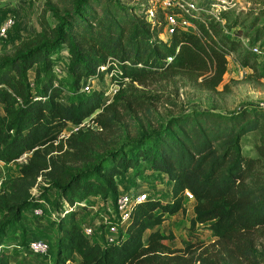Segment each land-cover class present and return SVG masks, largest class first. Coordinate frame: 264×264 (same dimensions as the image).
<instances>
[{"label":"trees","instance_id":"1","mask_svg":"<svg viewBox=\"0 0 264 264\" xmlns=\"http://www.w3.org/2000/svg\"><path fill=\"white\" fill-rule=\"evenodd\" d=\"M218 1L194 0L198 8ZM45 6L55 23L50 27L41 12L36 35L0 57V161L10 163L29 153L0 191V244L20 228L22 212L37 205L39 197H33L31 189L41 182L56 191L50 264H68L74 254L76 264H216L199 253L193 255L200 244L169 247L164 240L172 239V233L158 229L168 215L184 210L186 190L192 195L189 227L204 224L222 248V260L259 262L252 233L264 225V180L254 175L253 167L264 160V135L256 145V157L243 154L240 143L246 133L264 126V109L257 104L253 110L248 106L226 114L193 108L154 127L144 118L136 137L118 148L106 146L103 152L95 149L91 138L96 132L89 129L57 138L67 123L77 125L92 115L99 134L115 132L122 113L130 115L134 108L143 118V110L155 101L131 90L126 94L120 87L124 80L143 82L156 74L185 70L205 73L202 81L215 88L225 72L226 53H233L237 42L202 10L182 14L194 29L177 26L162 37L163 13H176L175 7L157 10L149 20L145 3L76 0L62 14L48 0ZM256 38L250 46L257 44L264 51ZM60 47L67 52L68 87L77 92L65 98L54 71ZM238 58L242 66H252L258 56L247 49ZM30 70L35 83L27 78ZM104 76L118 89L103 105L99 88L82 87ZM57 147L69 150L67 156H58ZM145 170L163 176L168 199L147 196L132 204L114 243L90 241L77 220L78 207L87 206L85 201L93 197H114L115 203L119 182L131 181L134 186ZM21 241L27 247L25 233ZM0 264H8L2 250Z\"/></svg>","mask_w":264,"mask_h":264},{"label":"rangeland","instance_id":"2","mask_svg":"<svg viewBox=\"0 0 264 264\" xmlns=\"http://www.w3.org/2000/svg\"><path fill=\"white\" fill-rule=\"evenodd\" d=\"M46 0H0V21L7 15H14V25L8 30L6 39L0 42V57L10 55L13 49L22 41L30 40L39 31L38 17L43 12V15L51 27L55 20L51 13L45 6ZM59 14L71 10L76 0H48ZM125 5H139L146 2V0H118ZM217 1V0H216ZM219 2V1H218ZM215 9V16H211L217 20L220 29L234 39L238 48L233 52L226 53V67L220 82L215 88L209 89L202 81L205 73L197 75L198 73L186 72L185 70H175L167 74H156L151 79L143 82L124 80L120 87L122 91H128L131 94L139 95L147 99L152 97L155 102L150 103L149 110H143V118L141 112L134 108L129 115L122 113L121 119L113 133L98 132V127L92 122L93 115L85 119L82 130H90L96 132L91 140L98 152H103L104 148L113 147L118 148L122 146L129 138L136 137L137 127L142 123L144 118L150 121L149 127H154L158 123L176 115L178 112H186L193 108L207 109L216 113L226 114L250 106L252 109L259 103H264V57H258L252 66H242L239 54L246 51L250 46V42L256 37L259 44L264 47V0H224L222 6ZM223 10L219 18V12ZM258 32L256 33V31ZM160 36L167 37L165 33ZM56 54H53L55 56ZM57 67L61 68L62 73L59 74L58 80L62 82L64 98L73 93H77L72 88L68 87V74L66 72L67 52L64 47L58 50L57 58L55 59ZM27 78L30 83H35L33 79V71H28ZM208 82V81H207ZM205 81V83H207ZM95 83V82H94ZM107 80L101 83H95L93 87L104 88ZM119 87V89H120ZM135 88V89H134ZM84 91V90H83ZM159 95V96H158ZM253 110V109H252ZM262 123L263 120L261 119ZM65 129H71V125L66 124ZM100 135L101 139L97 136ZM264 135V126L259 130L250 131L246 133L240 140L242 153L250 157H256V145ZM59 153L58 156L66 155L67 150L56 148ZM67 156V155H66ZM70 165L78 167L80 162H70ZM90 165V162H86ZM17 162L13 161L6 165H2L1 169L6 177H12L16 173ZM254 175L264 180V160L256 162L253 167ZM40 181V180H39ZM120 189H126L129 192L136 190H145L149 195H157L161 200L167 196L168 183L164 182L163 176L151 170H145L137 177L136 184L133 186L130 181L119 182ZM46 185L38 183L37 186L31 190L33 197H42L48 206L42 207V215L33 217L31 208H26L22 212L20 220L21 226L16 231L8 236L7 241L21 245L23 233H34L35 238L43 239L47 244L46 253L25 254V258H30V261L24 260L26 264H42L46 263L48 259L51 263L52 249L50 243L56 234V227L53 221V205L56 199V191L53 188L44 189ZM87 206L78 207L77 220L84 227L92 225L95 229L93 235H88L90 241H98V228L104 224V221L111 219L114 214V197H109L106 200H101L100 197L89 198L85 201ZM184 210L176 213L174 216L167 218L160 228L164 229L166 233L170 232L173 235L172 239L164 241L169 247H184L190 243L200 244L193 255L199 253L202 259H207L211 263L216 264H232L222 260L223 250L219 244L215 242V237L206 228L204 224H195L193 228L189 227V221L192 217L191 206L192 202L182 201ZM109 210V212H107ZM39 227H41L39 229ZM146 233V232H145ZM165 233V234H166ZM252 242L257 255H259V262H246L241 264H264V225L256 228L253 231ZM145 236V234H144ZM33 238V239H35ZM32 240V239H30ZM29 240V241H30ZM99 242V241H98ZM100 243V242H99ZM175 243L177 246H173ZM101 244V243H100ZM20 247V246H19ZM4 252L8 253L12 249H17L18 252L26 250V247L15 248L9 244L2 248ZM40 256H42L40 258ZM186 257V255H184ZM189 257V255H187ZM71 262V261H70ZM68 262V264L70 263ZM195 262H193L194 264ZM198 264V263H197Z\"/></svg>","mask_w":264,"mask_h":264},{"label":"built area","instance_id":"3","mask_svg":"<svg viewBox=\"0 0 264 264\" xmlns=\"http://www.w3.org/2000/svg\"><path fill=\"white\" fill-rule=\"evenodd\" d=\"M223 3L224 0H219V3H215V4L212 3L208 7L205 6L198 8L194 0H146L145 4L147 7L145 11L147 13V18L150 20L153 18L154 12L157 10L164 11L172 7H175L177 9L176 13H169V12L163 13L162 21L164 23V27L162 33H165L166 36H169L177 26L183 29H188V28L194 29L193 25L182 17L183 13H188L193 10H197V11L202 10L216 17L215 9L220 8L219 6H222ZM14 20H15L14 15L11 14L5 16V18L0 21V42L6 39L8 30L14 25ZM248 49L258 57H264V51L259 47V45L255 44L249 46ZM170 58L171 57H167L166 59L170 60ZM54 71L57 74L62 73L61 68L57 67V65L54 67ZM104 80H107V84L105 85V87L103 89L97 87L102 92L103 105L109 103L112 100L113 95L116 93L118 89V84L116 82L110 81L109 77L104 76L100 82H95L94 80L90 79L86 81L82 87L84 91H87L90 88H94L93 86L95 83H101ZM257 105L262 109H264L263 102H259L257 103ZM67 124L71 125V129L66 130L65 128H63L59 132L57 138H61V139L66 138L71 132L75 131L78 128H81L84 125V122H81L77 125L71 123H67ZM53 143H56V140ZM28 154L29 153H22L14 161L17 162V164L24 162ZM6 164L8 163H4L0 161V191L2 190L7 179L5 173L1 169V166ZM36 180L39 181L40 178L37 177ZM34 188L35 187H33L32 189ZM184 195L185 196L183 200L192 202V195L188 191L185 190ZM147 196L155 197L157 195H149V193L143 189L141 190L134 189L132 192H129L128 190L119 192L115 198L114 214L111 216V219H109L108 221L105 220L103 226L102 227L100 226L97 230L99 235L98 241L101 244L98 241L97 242L100 245H109L114 243L117 236L119 235L118 233L120 232V230L123 229L124 224L128 218L129 207L134 203L144 200ZM45 202L46 201L42 197H39L37 205L32 207L30 210L32 216L37 217L42 215L43 212L42 207L48 206V204H46ZM107 212H109V210H107ZM82 232L86 236L93 235L95 233V229L93 228L92 225H86L82 227ZM9 244L13 245L15 248L22 247L20 245V242L18 245L15 243L4 241L2 244H0V250L3 251L2 248L7 247ZM26 249L34 254H44L47 251V244L43 239L35 238L28 241ZM194 264H197V262H195Z\"/></svg>","mask_w":264,"mask_h":264},{"label":"crops","instance_id":"4","mask_svg":"<svg viewBox=\"0 0 264 264\" xmlns=\"http://www.w3.org/2000/svg\"><path fill=\"white\" fill-rule=\"evenodd\" d=\"M157 173V172H156ZM159 174V173H158ZM94 198V197H93ZM168 199V196H166L165 198H164V200H167ZM190 206H191V208H192V203L190 204ZM176 213H179V212H176ZM176 213H174V214H172V215H168L167 217H166V219L165 220H163V222L158 226V229H159V231L162 233V234H165L166 232H165V230L164 229H162V228H160V226L165 222V221H167V218H169V217H172V216H174ZM41 227H39V229H40ZM36 236L34 235V233H26L25 232V240H26V243H27V241H29L30 239H33V238H35ZM13 240V239H12ZM11 240V241H12ZM11 241H9V242H11ZM14 241V240H13ZM164 241H166V240H164ZM169 246V245H168ZM173 246H177L175 243H173ZM30 252L26 249H24L23 251H21V252H18L17 251V249H12V251H9L7 254H8V264H26L25 262H24V260H27V261H30V258H25V254H29ZM40 255H42V254H40ZM43 256V255H42ZM42 256H40V258L42 257ZM77 260H78V257H77V255L76 254H74L73 255V257H72V261L69 263V264H76L77 263ZM30 262H33V260H31ZM46 262H47V264L49 263V261H48V259L46 260ZM42 264H46V263H42Z\"/></svg>","mask_w":264,"mask_h":264},{"label":"clouds","instance_id":"5","mask_svg":"<svg viewBox=\"0 0 264 264\" xmlns=\"http://www.w3.org/2000/svg\"><path fill=\"white\" fill-rule=\"evenodd\" d=\"M184 206V205H183Z\"/></svg>","mask_w":264,"mask_h":264}]
</instances>
